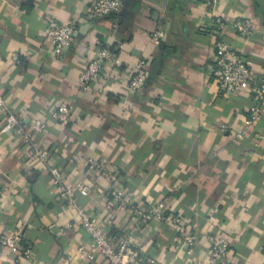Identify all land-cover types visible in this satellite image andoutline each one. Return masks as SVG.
I'll use <instances>...</instances> for the list:
<instances>
[{"label": "crops", "instance_id": "crops-1", "mask_svg": "<svg viewBox=\"0 0 264 264\" xmlns=\"http://www.w3.org/2000/svg\"><path fill=\"white\" fill-rule=\"evenodd\" d=\"M95 1L0 0V94L49 159L36 161L16 128L4 131L0 116V236L18 231L22 249L32 250L26 258L0 245V264H108L102 256L79 259L78 249L90 250L92 239L76 210L58 198L50 166L68 186L91 188L78 204L108 237L129 224L123 212L114 227L106 224L113 188L140 208L166 202L202 234L189 251L169 224L149 222L133 238L146 258L211 264L203 236L225 232L230 254L221 264H264V117L246 128L251 88L225 95L212 75L215 44L223 41L264 78V0H119L117 16L90 20ZM51 20L77 29L61 56L46 34ZM240 20L252 22L250 35L236 29ZM101 47L120 63H105L103 77L83 91L80 77ZM139 59L150 78L133 93ZM61 106L71 112L67 126L55 115ZM36 122L46 131L37 133ZM90 160L105 170L90 172Z\"/></svg>", "mask_w": 264, "mask_h": 264}, {"label": "built area", "instance_id": "built-area-1", "mask_svg": "<svg viewBox=\"0 0 264 264\" xmlns=\"http://www.w3.org/2000/svg\"><path fill=\"white\" fill-rule=\"evenodd\" d=\"M207 4H212L214 0H203ZM122 4L119 0H96L89 13V19H102L114 17L121 12ZM217 31H223L225 22L221 17L214 20ZM235 27L242 35H250L253 25L250 20H240L235 22ZM47 37L53 42L55 54L61 56L75 42L77 29L73 25H62L55 20L49 22ZM159 32L157 39L161 37ZM116 65L120 63L115 52L110 47H101L96 57L88 63L87 68L80 77V89L87 91L93 82L103 77L104 65L107 62ZM212 75L216 79L220 93L225 95L235 94L245 88H251L255 95V102L249 109V118L245 122L246 128L253 126L255 121L264 117V78H257L246 59L236 50H233L223 41L215 44L214 68ZM150 72L148 63L144 59H139L134 65V74L131 78L129 89L131 92H141L145 89ZM70 109L61 106L56 112L59 124L67 126L70 121ZM0 116L5 117L3 129L10 131L16 128L22 135V140L29 145L33 158L44 164L49 162L48 155L42 144L25 131L19 119L12 113L9 106L0 94ZM33 129L37 133H43L47 129L45 123L36 122ZM260 141L264 142V133L260 136ZM90 172L104 171L98 162L90 160L88 162ZM52 176L54 190L58 198L64 203L65 207L76 210L81 225L90 234L92 246L90 250L85 247L78 249L81 261H93L96 256H102L108 264H162L152 258H146L134 248L133 238L146 224L152 221L169 224L179 240L185 243L189 251H193L199 244L202 234L194 230L181 215L169 211L167 203L162 201L151 204L148 208L138 207L131 199L130 195L120 188H113L109 193V203L107 207L113 209L107 219V226L112 228L117 223L120 212L126 213L129 217V224L124 233L119 237H108L99 228L98 221L94 215L89 214L78 204V196L87 197L91 194L88 185L68 186L64 179V174L60 168L49 167ZM209 243V259L211 264H221L230 254V240L225 232L205 234L203 236ZM22 234L18 231L3 233L0 236V245L8 249L11 253H22L26 258L31 256L30 248L22 249Z\"/></svg>", "mask_w": 264, "mask_h": 264}, {"label": "water", "instance_id": "water-1", "mask_svg": "<svg viewBox=\"0 0 264 264\" xmlns=\"http://www.w3.org/2000/svg\"><path fill=\"white\" fill-rule=\"evenodd\" d=\"M105 18H109V17H105ZM103 19V18H102Z\"/></svg>", "mask_w": 264, "mask_h": 264}]
</instances>
